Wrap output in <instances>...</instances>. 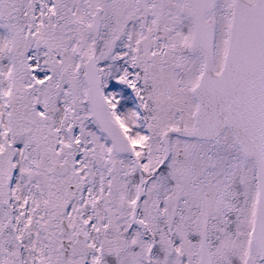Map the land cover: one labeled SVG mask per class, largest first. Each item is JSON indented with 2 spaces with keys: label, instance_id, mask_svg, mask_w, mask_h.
Returning a JSON list of instances; mask_svg holds the SVG:
<instances>
[{
  "label": "snow or ice",
  "instance_id": "obj_1",
  "mask_svg": "<svg viewBox=\"0 0 264 264\" xmlns=\"http://www.w3.org/2000/svg\"><path fill=\"white\" fill-rule=\"evenodd\" d=\"M0 264H264V0H0Z\"/></svg>",
  "mask_w": 264,
  "mask_h": 264
}]
</instances>
